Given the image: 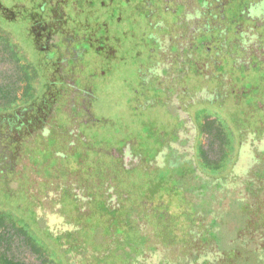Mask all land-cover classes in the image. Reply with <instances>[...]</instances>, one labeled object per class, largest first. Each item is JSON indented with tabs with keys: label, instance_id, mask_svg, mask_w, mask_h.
Masks as SVG:
<instances>
[{
	"label": "rangeland",
	"instance_id": "rangeland-1",
	"mask_svg": "<svg viewBox=\"0 0 264 264\" xmlns=\"http://www.w3.org/2000/svg\"><path fill=\"white\" fill-rule=\"evenodd\" d=\"M104 1L107 2L105 12L109 16L115 11L118 1ZM129 1L131 2L127 7L131 9L130 14L140 19V25L133 27L131 24L133 18L131 21L129 18H123V28L118 30L112 23L106 27L103 20H94L90 17L89 25H85L82 32L83 39L88 32L89 37L75 45L77 49L87 50L88 54L98 52L100 57L95 56L98 58L97 64H83L84 69L80 71V77L74 80L75 86H78V93L81 94L79 95L81 106L89 104L91 110L85 118H82L83 113L78 115L82 120L72 122L69 130L71 134L77 135V126L87 137L88 143L84 153L79 155L76 151V155L69 154L66 158L70 160L68 163H72V168L80 172L79 176H83L81 171L85 169L86 163H89V174L93 176L98 174L96 177L105 179L102 201L106 206L115 208L118 204L126 205L129 207L126 209L128 212L135 207L142 214L133 217L132 222L117 218L113 220L99 204L85 203L89 200L86 194L97 195L101 193V188L91 184L86 188L87 190L80 189L81 183L76 185L72 182L73 194L82 204H86V207L92 206L89 214L81 218L80 223L85 227V231L110 225L105 240L94 236L97 246L92 248L89 239L84 238L83 230L67 232L70 227L68 220L58 222L51 217L36 219L34 215L33 208L44 200L46 190L42 183L33 185L29 181V174L35 172L50 181L63 182L66 174L71 170L63 169L46 175L49 172H40V168L30 165L22 168L21 173L17 175L20 177L12 175L16 179L24 180H16L12 187L9 186L6 177L4 180L0 177V197L2 194L8 195L10 204L17 202L22 207L20 209L25 210L24 217L21 216L22 220L27 227L31 226L35 229V234L27 235L22 240L20 236H15V230L11 231L10 234L13 235L11 241L1 245L0 251L20 264H124L127 258L132 256L131 251H120L121 254L118 255H114L113 252L118 249L123 250L129 241L135 245L132 253H138V257L133 256L129 264H264V153L261 149L264 146V138H261L263 141L257 139L252 143L248 137L232 173L227 172L221 176L205 168L206 165L198 156L199 151L196 152L198 148H194L193 151L196 141V145L201 148L207 160L224 163L235 154L234 149L245 140L246 133L256 128L253 124L256 122L255 118L250 117L248 113L227 107L228 110L223 112L220 111L221 109L203 114L194 111L201 106L209 107L207 102L210 99L220 101L225 97L228 100L237 97L235 92L247 82H264V64H250L249 69L245 68L243 73L242 69L237 67L240 49H236L237 45L234 43L236 37L233 35V25L236 23H231L233 19L235 22L244 23L246 20L252 24L253 19L250 17L253 12L256 13L253 16H259L258 22L263 23L264 0L254 2L259 4H255L258 7L252 12L249 10L246 12L252 14L250 17L243 14L244 10H247L245 7L237 12L236 16H232L230 13L232 10L229 11V8L240 3V0H230L231 6L225 8L227 24L224 19L218 18L216 25L220 28L194 33L186 24L179 21L180 13L185 12L182 8L184 1L169 2V9L173 10L168 16L172 21L169 26V43L167 50L163 53L159 52V55L152 53L156 44L148 36L153 33L154 38L159 39L166 33L164 31L158 34L157 30L154 31L146 26L145 19L139 15L140 11L143 15L146 11H153V8L157 7L155 0ZM152 1L155 5L150 6ZM191 2V5H196L195 1ZM244 2L246 0H243ZM206 9L205 5L202 6L203 19L211 11L209 9L208 12ZM17 12L23 14V11ZM243 15L246 16L244 19H242ZM156 17L157 15L154 19ZM221 29L224 32H221ZM239 31L236 30L237 33ZM97 32L99 33L97 39L90 38ZM2 37L0 89L8 87L12 81L17 80L20 76L18 71L24 65L14 61V58L17 59L13 56L15 51L11 49L10 42L6 41V36L2 35ZM211 37L214 43L211 41L210 51L206 56L200 43L203 38ZM98 38L102 39V43L98 42ZM246 41L245 50L253 55L258 47L255 44L252 46L247 38ZM72 48H75L74 45H71L70 52ZM184 49L187 52L185 51L184 56L181 57V63L179 64L174 58V62L178 64H172L169 69L171 75L175 74L174 78H170L172 82H168L169 79L159 81L161 76L153 73L152 66L162 65L155 64L162 60V56L168 60V55L176 57L180 54L179 51ZM189 50L192 52H188ZM169 61L172 62L173 59ZM164 74L168 73L164 72ZM244 74L245 78H242ZM66 76L69 77V73ZM52 78L54 79L55 76L52 75ZM81 78L86 79V88L82 85L84 80ZM200 83L206 84L209 88L200 92L198 90ZM18 85L16 96L19 99L22 96L23 85L20 83ZM173 92H176L175 96L172 95ZM70 97V101L74 102L77 96L70 94ZM238 97L239 106H246L245 102L248 98H253L248 92ZM176 106L183 109L180 118ZM51 112V108H46L44 104H38L34 109L18 108L12 114L0 118V135L7 131L16 137L23 134L32 138L40 135L48 136L53 132L51 129L56 127ZM260 117L264 118V116ZM205 126L207 127L204 128ZM216 130L221 137L214 136ZM258 134H260L259 130L252 135V138H260ZM22 139L24 140L23 137ZM20 143L23 144V141ZM171 147V151L170 149L168 151L172 153L167 151L169 156L166 164L161 167L154 164L156 160L153 157L163 148ZM246 147H250V150ZM107 151L110 155H116L119 164L132 172L120 176L114 168L109 167L105 163V159H108ZM250 151L256 159L255 162L247 155ZM23 152L20 154L18 151L19 155H14L13 161L16 163L10 164L12 169L13 166H22L21 161L34 163L35 159L37 166L42 165L40 162L45 161V158L52 163L57 162L51 153L44 150L35 148V151L30 153ZM194 152L198 160L187 162L194 156ZM73 163L79 166L74 168ZM203 169L206 170V174L202 173ZM219 170L216 172H220ZM14 172L17 171L12 170V173ZM253 172H256L255 176ZM143 181L150 182L151 186L159 185L155 199L139 201L138 190ZM41 198L42 201L39 202ZM42 203L40 205H43ZM51 203H45L42 208L45 207L51 212L53 206ZM40 205H38L39 209H41ZM164 212L168 213V216L162 223L160 216ZM66 214L69 222H72L74 217H71L69 210ZM191 216H193L192 220L185 227L186 229L166 231L167 228L174 229L185 225L186 219ZM10 220L12 222L10 225L19 227L12 217ZM153 222L157 232L153 228ZM7 224L9 228V223ZM44 224L50 231L54 233L61 231L63 234L45 235ZM133 227L138 238L135 237V231L130 232ZM157 233H165L163 240ZM188 234L193 237L188 240L189 242L186 241ZM144 240H146L144 244H141ZM26 241L34 245L36 252L31 245L25 243Z\"/></svg>",
	"mask_w": 264,
	"mask_h": 264
},
{
	"label": "trees",
	"instance_id": "trees-1",
	"mask_svg": "<svg viewBox=\"0 0 264 264\" xmlns=\"http://www.w3.org/2000/svg\"><path fill=\"white\" fill-rule=\"evenodd\" d=\"M109 1V0H106ZM118 3L116 4L117 7L115 11L112 12L111 15L108 16L106 14V5L107 2L104 0H0V40L3 41L2 35L6 36V41L10 42L11 49H14L15 53L13 56L17 57L14 58L15 62H21L24 65L20 67L18 73H20L19 78L17 80L12 81L11 84H9L8 87H3L0 89V118H4L6 114H12L15 110L18 108H25V109H34L38 106V104H44L46 108H51L52 112V119L54 120V123L56 124V127H53L51 131L52 133L48 134V136H38L35 138H32L31 136H28L27 134L19 135V137H16L15 135L9 134V132L4 131L0 136V150H1V157H0V177H2V180H4L6 177V181H8L10 184L9 186H14L13 183H15L16 180L22 179H16L18 174L21 173L22 168H25L27 166L32 165L36 168H40V172L47 171L50 175L52 173H57L62 171L63 169H70L71 172L66 174V178L63 182L60 181H50L46 179L41 174H36L35 172L28 173L30 178V182L33 185L37 184H43L44 190H46V196L44 200L42 201V198L39 200L42 201L41 203L44 205L45 203H50L53 205L51 212H48L45 207L42 208L43 205H40L41 209L38 208V205H36L34 210V215L36 219H44V217H51L54 219H57L58 222L64 220L69 223V231H75V230H83L84 232V238L89 239L88 242H90L92 248L97 246V241L94 239V236H97L98 238L105 240L104 237H106L109 233V227L110 225L98 226L96 228H93L88 232L85 231V227L82 226L80 222H82L83 217H86V215L89 214L91 211L90 206L86 207V204H82L81 201L73 194L72 192V185L74 184L78 185V183H81L80 189L88 188L91 184H93L94 187L101 188V193L97 195H91L86 194L88 197V203L91 202L96 204H99L101 206V209L103 211H106L107 214H110L111 218L113 220L117 219H124L132 222L133 217L138 216L139 210L131 209L129 212L126 210L129 208L128 206H121L118 204L115 208H110L106 206L105 202L102 201V197L104 195V185L103 182L105 179L96 177V175L89 174V167L90 164L86 163V167L83 171H81L82 175H78L80 172L77 171V169L72 168V163L68 158H66L69 154H75L76 151L77 154L84 153V148L88 143L87 137L81 132L80 129L76 126V130L78 132L77 135L71 134V131L69 130V125L76 122H80L82 118H85L86 114L90 112L91 107L89 104L86 106H81L80 103L81 100L79 99L78 95V86H75V83L71 84L70 79H65L67 73H69L72 69H75L76 73L80 74L84 69L83 64L79 65L78 63H82V61L90 60L94 58L96 60V64L98 62V58L95 56H99L98 52L94 53H87L85 49L80 48L83 53L81 54L80 59L77 64H71L69 60H67V64H53L52 58H53V52L52 51H43L45 47L34 45L32 43L33 39L36 38V33L38 32L37 25L41 20L48 22H53L57 19H59V33L58 31H54V29L51 27L50 33L52 35V38H55V40L58 39L59 35L63 34V38L66 39L67 43H70L71 37H76L82 40H87L89 36H87V33L85 35V39H83V27L85 25H89L88 19L92 17L94 20H103L104 25L106 27H109V24L112 23L114 28H118V30L123 28V18H129L131 21V24H133V27L140 25V19L130 14V7H127L131 1L128 2V0H116ZM157 1V0H155ZM155 2L152 1L150 6L155 5ZM157 5V4H156ZM204 4L198 5V10L194 9L189 12V10H184L185 12L180 13V20L183 24L187 25V28L190 29L193 32H205L207 29L210 30L212 28H216L212 24H208V22L205 23V19L201 18L204 17L202 14H204L202 7ZM152 8V7H150ZM167 7L164 6L162 10L166 9ZM154 13L158 8H153ZM168 9V8H167ZM23 11V14L18 13L17 11ZM161 10V11H162ZM162 11V12H163ZM172 11V10H171ZM240 11V10H238ZM152 11H146V13L143 15L140 11L141 18L145 19L144 23H146L148 27L152 28L154 31L157 30L158 34L159 32H164L166 34H163L159 39L154 38V34L148 36L149 39H151L155 44L156 48L152 51V53H157L159 55V52L163 53L164 49H167L168 43H169V26L171 25L172 21L171 18L167 15L160 16L162 18L154 19L155 21L149 22L147 20V16L154 17V13H151ZM180 12V11H179ZM17 15H20V17H17ZM56 16V18H55ZM59 16V17H58ZM236 16V14H235ZM148 17V18H149ZM165 17V18H164ZM168 19H167V18ZM137 18V19H136ZM106 20V21H105ZM139 21V23H137ZM207 21V19H206ZM61 22V24H60ZM123 22V23H122ZM144 25V24H143ZM121 26V27H119ZM145 26V25H144ZM79 27H81L79 29ZM218 29V28H216ZM94 30V29H93ZM153 31V32H154ZM221 32H224L221 29ZM98 32L96 34H93L90 38H96L98 37ZM70 35V36H69ZM69 36V37H68ZM204 43L201 41L200 45L202 46ZM62 47V46H61ZM70 46L65 47V49L70 51ZM204 51V50H203ZM204 51L203 53H205ZM168 55V54H167ZM170 55H168L169 58ZM82 59V60H81ZM244 58H237V62ZM167 59L162 56V60L157 61L155 64H162V65H153L152 71L156 75L162 76L161 73V67H166L167 65ZM256 62L254 61L253 64ZM241 65H237V67H240L243 71L246 68V65L244 62H240ZM259 64V63H258ZM264 64V63H261ZM80 66L82 69H80ZM81 71V72H80ZM57 74V75H56ZM52 75L55 76V78H52ZM81 75V74H80ZM79 75V76H80ZM242 78H245V74L242 76ZM84 80L83 86L86 83V79L82 78ZM245 80V79H244ZM243 80V81H244ZM247 82L244 86L240 87L238 92H235V95L237 97L231 98V100H228L227 97L223 98L220 101L209 100L207 103H209V107L207 106H201L195 109V113L198 112L200 114H203L204 112L208 111H214L216 112L218 109L223 112L225 110H228L227 108L235 111H239L241 113H248L250 117H252L256 122H253L254 124V130L248 131L246 133V138L241 142V145H237L236 149H234L235 154L230 158L227 159L226 162H212L206 159L205 154L202 152L201 148L195 144L196 152H198L199 158L202 160V162L206 165L205 168H208L211 171H214L216 175L221 176L228 172V174L232 173L234 169V165L237 162V157L241 153V149L246 145L244 143L248 137L252 140V143L256 141L257 139L260 140L261 138H264V118H261L260 116H264V82ZM23 85L22 87V96L18 99L17 98V91L19 90V85ZM56 85V86H55ZM200 87L198 90L200 92H204V90H207L209 86H207L204 83H200ZM55 86V88H54ZM86 86V85H85ZM64 92V93H63ZM252 94L253 98H248L247 102H245L246 106H239L240 99L238 96L244 95L245 93ZM70 94H74V102L70 101ZM18 99V101H17ZM224 101V102H223ZM222 102L224 104V107L222 106ZM19 103V104H17ZM199 103V102H197ZM206 103V104H207ZM227 107V108H226ZM218 112L220 114L221 112ZM83 113V117L80 119L78 115ZM246 115V114H245ZM193 116V115H192ZM260 118H259V117ZM247 118H249L247 116ZM80 119V121H79ZM252 126V123L250 127ZM205 126L204 128H206ZM259 130L260 138H252V135H255V133ZM50 131V130H49ZM254 132V133H253ZM65 135V136H64ZM215 137H221V135L218 134L217 130L214 134ZM24 138V140L22 139ZM197 138V136H196ZM58 139V140H57ZM198 139V138H197ZM196 139V140H197ZM23 141V144L20 142ZM263 141V139H261ZM248 142V141H247ZM255 143V142H254ZM27 146V147H26ZM262 144L260 145V147ZM35 148L37 150H44L49 153L57 160L56 163H52L50 160L41 161L40 166H37V163L34 159V163H29L28 161L25 162L21 161L20 164L22 166H13L14 169H12L11 163H16L13 161L14 155H19L18 151L23 152H32L35 151ZM250 150V147H246ZM171 148H163L162 150L157 153L153 159L156 160L154 164L158 165V167L164 166L166 163V159L169 156L170 151H168ZM263 149L264 153V146L261 147ZM74 151V152H73ZM168 151V152H167ZM172 152H170L171 154ZM108 159H105V163L108 164L109 167L114 168V170L118 173H120V176L129 174L132 172V170L125 169L121 164H119V160L116 157V155H110L108 151L106 152ZM77 155V156H79ZM248 156L252 157L253 161L254 159L253 154L247 153ZM194 152V159L198 160V156ZM7 158V159H6ZM99 159V157H97ZM96 159V160H97ZM177 159V158H176ZM20 161V160H19ZM254 161V162H255ZM202 163V166H203ZM104 164V163H102ZM251 164V163H250ZM19 165V164H18ZM74 168L78 167L79 164L73 163ZM200 165V164H199ZM11 166V167H10ZM71 166V167H70ZM84 166V164H83ZM207 169V170H208ZM220 169V170H219ZM13 171L14 173H12ZM36 170V169H35ZM220 172H216V171ZM222 170V171H221ZM85 172H87L85 174ZM202 173H207L206 170L202 171ZM256 172H253V175L255 176ZM16 176V177H12ZM9 176V178L7 177ZM108 178V176H107ZM106 178V179H107ZM224 180V179H223ZM83 184V185H82ZM112 184V183H111ZM51 185H53V189L51 188ZM8 187V184H6ZM112 186V185H111ZM158 186H154V184L151 186L150 182L143 181L142 184L139 185L140 190H138V197L139 201L143 202L144 200H153L156 197V192L158 189ZM9 188V187H8ZM8 190V189H6ZM84 190V191H85ZM69 191V193H68ZM128 198V193L126 194ZM125 201V200H124ZM5 204V205H4ZM92 207V206H91ZM17 202L16 204L12 203L10 204L9 196L6 194H2L0 197V246L5 245V243H9L11 241V235L10 232L15 230V236H20L23 240V237H27V235H32L34 233L35 229H33L31 226H26L24 224V221L22 220L24 217L22 211ZM69 210V213L71 217H74L69 222V219L67 216V212ZM56 211V212H55ZM49 213V214H48ZM170 213V212H169ZM142 214V213H141ZM168 213L164 212L160 216L161 222H164V219ZM11 217L15 220V223L18 224L19 227H15V225H10ZM141 217V216H140ZM192 217H188L186 219V224L181 227H175L173 228H167V232L170 230L176 231L179 229L182 231L183 229H186L189 225V222L192 220ZM117 218V219H115ZM75 220H77L76 223ZM153 220V219H152ZM23 221V222H22ZM9 223V228H7ZM129 226V225H128ZM156 225L153 222V228L156 231ZM16 228V229H15ZM264 228V227H263ZM134 233L135 231V237H137L136 229L133 227L130 229V232ZM157 232V231H156ZM184 233V232H183ZM13 234V233H12ZM35 234V233H34ZM44 234L49 236H55L61 233L59 232H52L50 229L45 226L44 224ZM158 234V233H157ZM167 234V233H166ZM175 234V233H173ZM9 236V237H8ZM41 236V235H40ZM117 236V233H116ZM160 236V237H159ZM163 236L165 237V233L158 234V237L163 240ZM197 237V236H196ZM120 238V237H118ZM140 239H144V237H139ZM190 238L193 239L192 236L186 235V241H188ZM117 239V238H116ZM121 240H123V237H121ZM146 240L140 241L141 244H144ZM189 242V241H188ZM29 244L27 241L25 242ZM140 244V247H141ZM31 245V244H29ZM33 250H35L34 245H31ZM134 243L129 242L126 244L125 248L123 250H115L113 253L114 255L121 254L123 251H131L132 256L128 257L124 264H129L132 262V258H137L138 253L134 254L132 253V250L135 249ZM139 246V245H138ZM38 251V250H37ZM121 251V252H120ZM2 252V251H0ZM36 252V250H35ZM263 253V251H262ZM99 255V253H97ZM263 255V254H262ZM134 256V257H133ZM0 264H20L19 262L13 261L11 258L7 257L4 252H2V255L0 256ZM121 264V263H120ZM231 264V263H230Z\"/></svg>",
	"mask_w": 264,
	"mask_h": 264
},
{
	"label": "flooded vegetation",
	"instance_id": "flooded-vegetation-1",
	"mask_svg": "<svg viewBox=\"0 0 264 264\" xmlns=\"http://www.w3.org/2000/svg\"><path fill=\"white\" fill-rule=\"evenodd\" d=\"M171 1H173V0H157V1H155L156 4H157L156 8H158L156 10L160 9L158 12L155 11V13H154L153 12L154 9L151 12V13H154L155 15H157V17L155 19L162 18L160 16H163V15L169 16V14L171 12H173V10L171 11L169 9L170 6L168 4ZM183 1H184V4L182 5L183 10H187L188 9L189 12L191 10H194V9L198 10L197 9L198 7H196V5L200 6L201 4H204L206 6V8H207L206 10L208 12H209V9L211 10L209 12V15L206 16L207 21L205 20V23L208 22V23L214 25L216 28H220V27H218L216 25V21L218 22V20H217L218 18L219 19L221 18V20L222 19H224V20L226 19L225 18L226 17L225 16V8H227L228 6H231V2L234 1V0H232V1H230V0H219V1L203 0V3H201L202 0H183ZM191 1H195L196 5L195 6L191 5L190 4V3H192ZM257 1L259 2V1H262V0H246V2H244V3H243V0H240V3L236 4L234 7L231 6L229 8V11L232 10L230 13H231L232 16H235V14L237 15V12H239L238 10H241V9H243V7H245L247 10H244L245 13H243V14H245L247 17H250L252 14L250 15L249 13H246V12L248 10L250 12H252L256 7H258V5L256 6L255 4H259V3H255L254 4V2H257ZM164 6H166L168 9L166 8L163 11L162 8ZM234 12H236V13H234ZM214 13H215L216 16L214 15ZM155 15H154V17H155ZM253 15H256V13L253 12ZM253 15H252V17H250V18L253 19L252 24H249V21H246V20H245L244 23L235 22L233 19L231 20V23H236V24L233 25V35L236 37V38H234V43L237 45L236 49H240V57L239 58H244V59L239 60L236 64L241 65L240 62H244L245 65H246V69L247 70L249 69L250 64H253L254 61L256 63H259V64L264 63V42L262 43V41L264 40V30H262V29H264V22L263 23L258 22L259 21L258 20L259 16H253ZM246 16H244L242 19H244ZM147 17H149V15ZM154 17H149L147 20H149V22H152V21H154ZM55 18H56V16H55ZM209 18L212 19L213 21L212 20H208ZM239 19H240V17H239ZM211 22H213V23H211ZM225 23H226V20H225ZM58 24H59V19H57L55 21V23H53V22H48L47 23L46 21L41 20V22H39V24L37 25L38 32L36 33L37 34L36 38L33 39L32 43L34 45L45 47V49L43 50L45 52L46 51H52L53 52V58H52L51 61H52L53 64H67V60H69L71 64H77L79 59H80L81 54L83 55V53H84V52L82 53L83 50L77 49V47L75 46L76 43H78L80 39H78L76 37H71L70 43H67L66 39L63 38V34L59 35L57 40H55V38H52V35L50 33V29L52 27L54 29V31H58V33H59V27L60 26ZM60 24H61V22H60ZM237 29L240 30L238 33L236 32ZM241 29H243V30H241ZM235 34H237V35H235ZM176 38H181V37L180 36H176ZM246 38L248 39V42L252 44V46H254V44H255V46L258 47V50H256L253 53V55H250L249 51L245 50L246 49V42H247ZM211 41L214 43L213 37H211V38H203V43L204 44L202 45V49L204 51H206L204 53V55H206V56H207V53L210 51V47H211V44H212ZM98 42L102 43V39L98 38ZM71 45H74V47H75V48H72L71 52L69 50L65 49V47H67V46H70L69 48H71ZM164 50H167V49H164ZM185 51L187 52L186 49H184L182 51H179L180 54H178V56H176V57L169 56L168 60L166 61L167 62L166 67H164V66L161 67V73H163V74L161 76V79H159V81L162 82V81H165V79L166 80L169 79L168 80V82H169V81H171V79H170L171 77L174 78L175 74L171 75L169 73V71H170L169 69L171 68L172 64H178V63L174 62V58H175V60L179 61V64L181 63V60H182L181 57L184 56V52ZM188 52H192V51L189 50ZM244 53H246V55ZM172 59H173L172 62L169 61V60H172ZM95 63H96V60L94 58H92L90 60L82 61V63H78V64H95ZM80 69H82L81 66H80ZM164 72H167L168 74L165 75ZM79 77L80 76H79L78 73H76L75 69H72L69 72V77L66 76L65 79H70L71 80L70 83L73 84V83H75L74 80L75 79L77 80ZM85 88H86V86H85ZM183 90L184 89H182V91ZM175 93L173 92L172 95L175 96ZM78 95H81V94L78 93ZM175 101H177V99ZM174 105H175V103H174ZM175 108H176L177 114L179 115V118L182 117V112L181 111L183 109L181 110L177 106ZM180 124H181L180 127L182 129L183 125H182V121L181 120H180ZM181 129L178 130V132H177L178 135L180 134ZM195 144H196V141H195ZM195 144L193 145V151H194V148H195ZM174 145H175V143H174ZM171 149H172V147H171ZM193 160H194V157H192L187 162H192Z\"/></svg>",
	"mask_w": 264,
	"mask_h": 264
}]
</instances>
